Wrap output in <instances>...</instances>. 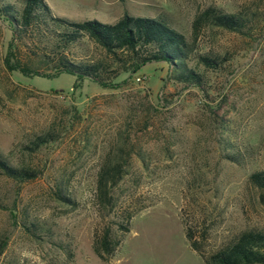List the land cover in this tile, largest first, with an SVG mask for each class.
<instances>
[{"label":"rangeland","instance_id":"374dc122","mask_svg":"<svg viewBox=\"0 0 264 264\" xmlns=\"http://www.w3.org/2000/svg\"><path fill=\"white\" fill-rule=\"evenodd\" d=\"M45 1L54 16L75 22L113 24L125 11L164 16L192 42L189 64L203 81H168L162 62L131 72L124 55L110 57L86 36L66 53L103 60L115 87L85 78L73 89L76 77L68 73L25 76L6 69L10 46L14 60L31 69L51 73L53 64L29 53L0 19V154L35 170L29 180L0 172V264H204L187 230L210 253L243 230L264 229V192L248 182L251 172L264 170V0ZM210 5L239 13L244 27L206 26L193 40L192 20ZM197 54L215 55L218 63L205 67ZM48 130L55 140L26 147ZM122 141L143 159L131 155V172L116 190L122 206L146 207L132 217L118 251L101 261L93 240L113 217L100 215L96 178L106 153ZM235 149L240 164L223 157ZM58 183L73 202L56 195ZM23 219L48 233L31 237Z\"/></svg>","mask_w":264,"mask_h":264},{"label":"trees","instance_id":"16d2710c","mask_svg":"<svg viewBox=\"0 0 264 264\" xmlns=\"http://www.w3.org/2000/svg\"><path fill=\"white\" fill-rule=\"evenodd\" d=\"M0 19L7 24L12 38L22 42L29 53L53 64L51 73L31 69L14 60L10 46L3 60L4 65L7 70H17L25 76L54 77L68 73L76 77L73 89L78 88L85 78L102 87H115L106 74L108 65L103 60L75 59L66 53L68 46L78 45L86 36L110 57L122 61L121 55H124L132 62L131 72H136L148 63L162 62L168 67V81L184 86H199L203 81L202 74L189 64L193 52L192 42L160 14L156 17H143L125 11L113 24L97 20L75 22L54 16L45 0H0ZM206 26L240 32L244 27V18L239 13L210 5L198 11L192 20L193 40ZM196 60L208 68L218 63L217 56L209 54H197ZM56 137L53 130H48L36 135L26 147L33 150L52 142ZM132 154L143 159L140 149L133 144L124 141L116 144L106 153L97 174L95 196L100 215L104 219L113 217L96 232L93 240V252L101 261L108 260L118 251L124 234L129 231L132 217L146 207L131 210L128 205L122 206L121 194L116 190L131 172ZM223 157L237 164L243 161V154L236 149L225 151ZM0 172L14 180H29L35 175L32 168L12 165L1 154ZM248 182L264 192V170L251 172ZM56 195L61 200L73 202L60 183ZM20 223L33 238L40 239L41 234L48 233L47 226H41L34 220L23 219ZM185 237L204 264H264V229L243 230L231 242L210 253L204 252L189 230L185 232ZM67 254L72 256L70 250H67Z\"/></svg>","mask_w":264,"mask_h":264}]
</instances>
